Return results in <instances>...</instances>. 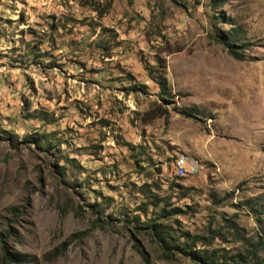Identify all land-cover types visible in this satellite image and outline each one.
Wrapping results in <instances>:
<instances>
[{
	"label": "rangeland",
	"instance_id": "1",
	"mask_svg": "<svg viewBox=\"0 0 264 264\" xmlns=\"http://www.w3.org/2000/svg\"><path fill=\"white\" fill-rule=\"evenodd\" d=\"M89 3L0 0V237L35 257L24 264H145L135 239L147 264H204L165 257L150 222L221 262L252 249L264 236V0ZM227 21L245 36L242 60L216 39ZM158 104L168 114L147 118ZM182 153L196 175H175Z\"/></svg>",
	"mask_w": 264,
	"mask_h": 264
},
{
	"label": "trees",
	"instance_id": "2",
	"mask_svg": "<svg viewBox=\"0 0 264 264\" xmlns=\"http://www.w3.org/2000/svg\"><path fill=\"white\" fill-rule=\"evenodd\" d=\"M99 0H90V5H92L93 9L97 11L96 8V2ZM229 24V28L226 30H220L217 32V40L220 42L222 45H224L227 49L228 52L236 59L242 60L243 55L241 52H238L237 50H234V47L236 45H240L242 47H245L246 42H245V36L241 32L239 26H235V24L231 21H227ZM159 87H160V97L161 99H165V96H168V92L166 91V78L164 76H161L160 79L157 81ZM168 108L164 105L158 104L156 106H153L149 108L145 112V116L149 119L154 118L156 116H163L168 114ZM185 114V112H183ZM187 115H189L187 113ZM264 211V208H262ZM178 209H170V210H165L164 208L161 209V216H168L174 212H176ZM257 211V210H256ZM165 213V214H164ZM259 214H264V212L258 210ZM261 229H262V235H264V223L261 221ZM135 227V226H134ZM146 228H148V233L149 235L159 243V246L165 255V257L169 258L171 257V250L175 249L177 252H183L185 254L192 252V255L196 260H200L204 264H246L250 263V260H254V264H263L262 259L260 258V255L258 253V245L262 240L263 237H260L258 244H252L253 247L252 249H248L246 252H237L235 253L230 259V262H221L219 261V257H216L213 253H208L207 251H199L198 249L192 250L191 246L188 247V243L185 244V242H179V243H174L172 242V238L169 237V232L166 229V227L161 224L160 222H150L147 223ZM145 227H137L133 228L132 230V236L134 238L135 234L140 231L141 229ZM186 234V233H185ZM73 235H79V234H73ZM2 236V234H0ZM199 239H202L204 241H209V239H212V237H199ZM0 243L2 247V257H1V264L7 263H16V264H24L26 262H31L35 257L29 256L27 254L20 253L18 251H12L10 250L9 246L7 245V242L0 237ZM194 243V241H193ZM134 247L137 249L139 252L141 258L147 264L148 262V255L147 252L143 249L141 244L139 243V240L135 239L134 242ZM188 247V248H187ZM66 248V243L63 242L59 246H56L52 248L51 251H49L47 254H45L44 258L47 260H51L57 256H59L64 249Z\"/></svg>",
	"mask_w": 264,
	"mask_h": 264
},
{
	"label": "built area",
	"instance_id": "3",
	"mask_svg": "<svg viewBox=\"0 0 264 264\" xmlns=\"http://www.w3.org/2000/svg\"><path fill=\"white\" fill-rule=\"evenodd\" d=\"M173 169L177 177L196 175V170H193L192 168L189 154H179V157H177L176 162L173 163Z\"/></svg>",
	"mask_w": 264,
	"mask_h": 264
},
{
	"label": "bare ground",
	"instance_id": "4",
	"mask_svg": "<svg viewBox=\"0 0 264 264\" xmlns=\"http://www.w3.org/2000/svg\"><path fill=\"white\" fill-rule=\"evenodd\" d=\"M190 162L192 164L193 170H196V173H197L198 172V167H197L195 161L191 157H190Z\"/></svg>",
	"mask_w": 264,
	"mask_h": 264
}]
</instances>
